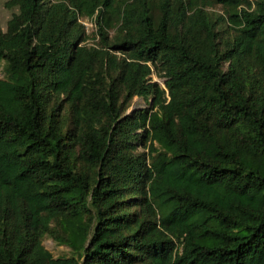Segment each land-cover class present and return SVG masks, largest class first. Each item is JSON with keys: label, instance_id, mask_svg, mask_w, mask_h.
I'll return each instance as SVG.
<instances>
[{"label": "trees", "instance_id": "obj_1", "mask_svg": "<svg viewBox=\"0 0 264 264\" xmlns=\"http://www.w3.org/2000/svg\"><path fill=\"white\" fill-rule=\"evenodd\" d=\"M4 6L0 264H264V0Z\"/></svg>", "mask_w": 264, "mask_h": 264}, {"label": "rangeland", "instance_id": "obj_2", "mask_svg": "<svg viewBox=\"0 0 264 264\" xmlns=\"http://www.w3.org/2000/svg\"><path fill=\"white\" fill-rule=\"evenodd\" d=\"M7 0H0V26L2 28L5 27L6 21L10 16V10H8L4 4ZM206 10L208 11L209 17L212 21V24L214 26V30L217 33V40L219 44H223L228 39H231L234 35L232 30L228 29L227 23L224 20L226 17V13L224 11V8L219 4H209L208 7H206ZM79 22L83 25L86 39L82 42V44L86 46H97L98 44V36L95 35L97 28L95 21L93 19H88L86 17H79ZM116 28H113L109 30V36L112 39L115 36ZM113 51V50H112ZM118 56H122L123 53L120 51H113ZM3 77L2 72V64H0V78ZM149 78L151 81L157 82L159 85L163 86L164 77L162 76V72L159 70L157 71L154 66L152 68V72L149 75ZM151 99V95L147 98H144L142 96H134L129 101L126 109L124 110V114H129L134 111L148 108L150 103L149 100ZM139 151L142 150V148L138 149ZM42 244L45 246L47 250L51 252V254L54 257L62 256V255H69L70 249L63 245L58 244L52 237L50 236H44L42 239Z\"/></svg>", "mask_w": 264, "mask_h": 264}]
</instances>
